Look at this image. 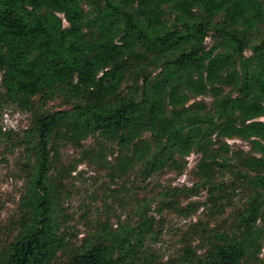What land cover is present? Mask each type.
Returning a JSON list of instances; mask_svg holds the SVG:
<instances>
[{
	"label": "trees",
	"instance_id": "1",
	"mask_svg": "<svg viewBox=\"0 0 264 264\" xmlns=\"http://www.w3.org/2000/svg\"><path fill=\"white\" fill-rule=\"evenodd\" d=\"M57 98L68 108L51 109ZM8 104L30 115L22 134L1 126ZM263 117L264 0H0V140L33 166L0 264H264ZM62 143L79 153L69 173L108 165L125 184L180 176L196 154L195 184L138 197L135 227L103 225L70 246L49 178ZM201 191L206 202L181 206ZM202 207L211 221L191 225L178 256L145 251L151 211L192 218ZM229 208L225 230L217 219Z\"/></svg>",
	"mask_w": 264,
	"mask_h": 264
},
{
	"label": "rangeland",
	"instance_id": "2",
	"mask_svg": "<svg viewBox=\"0 0 264 264\" xmlns=\"http://www.w3.org/2000/svg\"><path fill=\"white\" fill-rule=\"evenodd\" d=\"M207 46L211 47L212 39L206 40ZM250 55V52H247ZM204 99L210 105V97H200L193 101ZM50 108L57 111L67 109L60 98L50 102ZM264 121V117L261 118ZM30 125V115L19 109L15 104H8L1 112V126L4 131H13L22 134ZM234 150L249 151L248 143L239 140H227ZM91 141L88 145H91ZM58 170L49 177L55 185L58 196L59 212L56 215V224L59 228V236L65 238L70 246H81L89 234L101 232L103 225L112 231L121 229L123 226L135 227L138 222V210L135 206L136 198H156L163 187L171 185L175 188H192L195 184L193 172L199 161V156L191 154L188 158L187 170L180 176L168 171L156 176L146 183H141L130 176L129 181L123 183L117 177H113L108 165H91L88 162L79 163L77 169L69 173L72 165L79 159V153L72 145L62 143L58 148ZM107 161L114 165V157L109 156ZM30 167L26 161L22 149L14 148L11 141L0 140V249L14 239L19 222L25 212L20 207V200L25 194L31 179ZM63 169L61 175L59 170ZM68 171V172H67ZM207 192L201 191L198 196L186 198L181 196V206L189 203H204L207 200ZM56 199V198H55ZM236 204L240 205V196L236 197ZM153 208L157 204L152 202ZM232 209H227L218 215L217 221L222 229L231 222ZM207 211L202 207L192 218H185L173 209H166L162 215H154L156 223L152 227V235H146L145 251L159 255L168 261L171 257L178 256L186 242L185 234L191 225L211 221L206 218ZM198 244V242H193ZM261 258L264 260V246ZM60 260L62 258L60 257Z\"/></svg>",
	"mask_w": 264,
	"mask_h": 264
}]
</instances>
